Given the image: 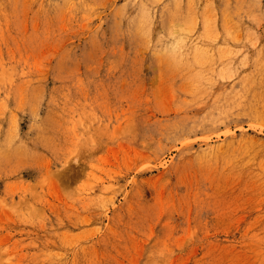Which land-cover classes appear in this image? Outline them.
Segmentation results:
<instances>
[{"label": "rangeland", "instance_id": "obj_1", "mask_svg": "<svg viewBox=\"0 0 264 264\" xmlns=\"http://www.w3.org/2000/svg\"><path fill=\"white\" fill-rule=\"evenodd\" d=\"M0 264H264V0H0Z\"/></svg>", "mask_w": 264, "mask_h": 264}, {"label": "bare ground", "instance_id": "obj_2", "mask_svg": "<svg viewBox=\"0 0 264 264\" xmlns=\"http://www.w3.org/2000/svg\"><path fill=\"white\" fill-rule=\"evenodd\" d=\"M253 140H255V139H253ZM257 142H258V141H257ZM261 142H262V141H261ZM261 142H260V143H261Z\"/></svg>", "mask_w": 264, "mask_h": 264}]
</instances>
